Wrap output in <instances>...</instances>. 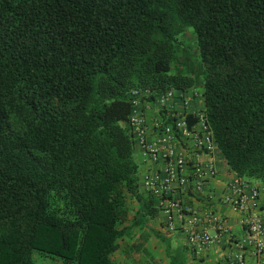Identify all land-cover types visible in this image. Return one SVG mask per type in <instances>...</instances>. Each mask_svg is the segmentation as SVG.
<instances>
[{
	"label": "trees",
	"instance_id": "trees-1",
	"mask_svg": "<svg viewBox=\"0 0 264 264\" xmlns=\"http://www.w3.org/2000/svg\"><path fill=\"white\" fill-rule=\"evenodd\" d=\"M189 27L193 66L176 51ZM193 88L219 168L262 193L264 0H0V264H120V241L140 250L147 230L169 243L130 117L135 91L139 109Z\"/></svg>",
	"mask_w": 264,
	"mask_h": 264
},
{
	"label": "built area",
	"instance_id": "built-area-1",
	"mask_svg": "<svg viewBox=\"0 0 264 264\" xmlns=\"http://www.w3.org/2000/svg\"><path fill=\"white\" fill-rule=\"evenodd\" d=\"M196 93L191 96L168 90L159 96L157 102L173 121L165 124L163 118L158 120L154 125L158 133L150 140L146 116L137 108L141 96L139 91L134 92L135 109L130 125L149 159L163 166V173L144 174L143 187L158 198L166 230L183 234L192 252L200 254L225 237L230 241L228 264H264V210L259 185L234 173L223 192V207L200 208L186 202L185 195L202 194L207 181L218 174L217 144L203 107L180 112L168 105L178 97L189 106ZM190 114L193 119L189 118ZM224 207L238 214L241 234L236 233Z\"/></svg>",
	"mask_w": 264,
	"mask_h": 264
},
{
	"label": "crops",
	"instance_id": "crops-1",
	"mask_svg": "<svg viewBox=\"0 0 264 264\" xmlns=\"http://www.w3.org/2000/svg\"><path fill=\"white\" fill-rule=\"evenodd\" d=\"M195 89H190L185 93L187 95H193ZM196 92V91H195ZM202 91L196 93V97L190 102L188 106L184 100L180 98H175L169 101L168 105H173L176 107L180 112H191L195 110L197 107H203V97ZM200 94V97H199ZM140 108H142L148 125V137L150 140L154 139L158 133V129L155 128V123L162 118L163 107L158 102H145L143 103ZM138 154L140 163L143 166L141 170V174L144 175L145 173H150L154 171H160L163 173V166L159 165V163L152 162L149 157L145 154L143 148L138 146ZM216 165L218 169V174L215 178H212L207 181L205 190L200 195H195L193 192H190L188 195H185L186 202L190 205L197 206L200 208H207V207H216L221 208V199L223 196V192L225 189L226 184L232 178L234 172L230 170H226L225 168H219L217 155H216ZM160 169V170H158ZM263 184H260L262 186ZM225 213L228 214L230 218V223L234 226V229L237 234H241V229L237 225L238 214L230 212L225 207L222 208ZM162 217L163 225L165 226V216L160 213ZM166 229V228H165ZM167 231V230H166ZM175 232H169V235ZM183 235V234H179ZM187 241V240H186ZM187 244V242H186ZM188 248V247H187ZM192 259L196 258H203L204 264H228L227 261V254L230 250V241L228 238H221L219 242L213 243L212 246L208 250H203L200 254H196L188 249Z\"/></svg>",
	"mask_w": 264,
	"mask_h": 264
},
{
	"label": "rangeland",
	"instance_id": "rangeland-1",
	"mask_svg": "<svg viewBox=\"0 0 264 264\" xmlns=\"http://www.w3.org/2000/svg\"><path fill=\"white\" fill-rule=\"evenodd\" d=\"M178 43L179 44L176 45L177 54L181 56L183 62L185 61V66H187V64H192L193 66V62H195L198 57V44L194 28H187L185 33L179 37ZM185 54L189 58H187ZM175 70L176 68L174 64L172 71L174 72ZM198 87L199 86H197V88ZM197 92H199V90H197ZM137 150L138 146H136L134 158L140 164V170H142L143 166L140 163ZM251 181L257 185L261 184L256 180ZM262 196H264V190H262ZM129 205L131 208L130 218H132L133 214L139 208V203L135 198L130 197ZM152 225L156 230L161 231L170 239L169 243L167 241L164 243L147 230L145 231L144 238L142 239L143 246L140 250L132 246V242L134 240L131 241V239L125 238L120 241L121 247L113 255V259L120 264H171L170 259L172 257L180 261H184L185 263H190L192 261V256L187 248L186 238L184 235L181 236L176 232L169 235V232L166 231L165 226L163 225L160 214L152 222ZM168 245L169 250L166 251V247ZM34 259L37 264H58V261L41 255L40 252L34 253Z\"/></svg>",
	"mask_w": 264,
	"mask_h": 264
}]
</instances>
